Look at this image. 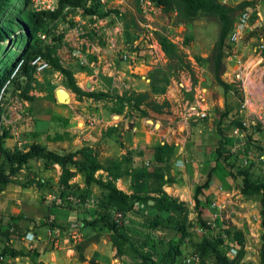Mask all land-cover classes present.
Wrapping results in <instances>:
<instances>
[{
	"label": "rangeland",
	"instance_id": "374dc122",
	"mask_svg": "<svg viewBox=\"0 0 264 264\" xmlns=\"http://www.w3.org/2000/svg\"><path fill=\"white\" fill-rule=\"evenodd\" d=\"M218 1L228 7L251 2L248 6L253 12L240 41L237 44L227 41L222 79L235 90L227 93L214 77L212 60L221 30L218 18L201 16L181 23L175 4L167 10L152 0L145 7H141V0H106L105 4L101 0L105 10H117L120 14L98 17L103 20L100 30L94 28L95 21L85 15L82 7L66 8L65 20L49 26L39 38L44 43H53V35L64 34L58 51L63 65L75 72L82 90L106 92L112 99H79L69 90L73 100L59 102L57 90L67 89L64 77L52 73L50 65L40 71L36 64L35 89L30 92L34 100L10 94L0 133L11 129L4 147L12 151L28 150L35 143L59 153L88 148L92 158L106 166L110 161L122 160L130 150L142 151V156L135 155L133 162L123 167L133 174L155 170V145H176L172 167L166 174V179L172 178V182L164 186V191L186 209L181 216L173 214L193 234L183 249L184 255L199 254L194 244L210 235L199 224L194 196L197 186L214 168V181L201 196L202 219L213 228L219 223L243 230L247 251L244 262L259 264L264 233L260 223V195L242 192L243 178L238 170L249 169L254 181H264L261 160L264 153L261 150L264 147V0ZM58 6L59 0H32L33 10L38 12L55 10ZM242 10L235 13V21ZM90 33H96L94 39L89 37ZM158 34L167 36L178 46L182 66L163 52L157 41ZM99 37L105 46H101ZM132 39L133 47L128 42ZM7 45L11 46V40ZM153 72L168 76L167 92L163 95L151 91ZM161 85L165 83L161 81ZM139 93L149 95L142 105L148 112L144 118L121 100ZM166 100L171 106L162 113L149 105L151 102L163 104ZM110 127L117 131L106 137L104 134ZM220 143H225L228 151L240 149L230 160L236 177H232L224 161L218 158ZM75 159L84 162L87 158L77 155ZM70 167L76 176L69 186H64L60 183L63 172L60 165L45 169L41 161L33 160L15 178V183L0 191V217L5 221L9 217L21 218L19 230L0 229V252L13 248L23 253L17 258L1 257L2 264H89L90 260L99 264L134 263L130 249L125 251V256L117 255L108 229L83 228L84 220L91 219V213L100 210L102 191L97 185L87 186L85 172ZM133 174L118 180L117 187L132 194L134 187L143 181H135ZM96 177L108 179L104 171H98ZM136 206L139 209L144 205ZM154 212L149 208L146 213L154 215ZM214 218L218 222L210 224ZM114 220L128 225V219L121 213L115 214ZM177 229L169 223L154 232L158 255L167 253L170 243L180 239ZM147 234L145 230L143 240ZM81 243H86L85 262L80 260L78 252ZM143 251L152 252V249ZM229 254L233 258L237 252ZM158 255L154 260L157 261ZM181 262L185 264V259Z\"/></svg>",
	"mask_w": 264,
	"mask_h": 264
},
{
	"label": "trees",
	"instance_id": "16d2710c",
	"mask_svg": "<svg viewBox=\"0 0 264 264\" xmlns=\"http://www.w3.org/2000/svg\"><path fill=\"white\" fill-rule=\"evenodd\" d=\"M157 6H162L165 9H170L173 4L176 5L181 23H188L198 17H216L221 22V30L219 40L215 48L213 56L214 77L217 83L222 86L227 93L235 90L233 85L223 81L222 73L224 69V58L227 41L233 32L237 19L235 21V13L239 9H246L251 2H245L237 7H228L218 0H152ZM90 3V5H88ZM84 9L86 16H97L106 18L111 13L120 14L117 10H105V6L101 0H59V6L55 10L34 11L32 8V0H0V125L3 122L5 114V103L8 102L10 94H17L20 98L28 101L34 100L30 92L35 89L37 67L32 64L34 59L42 56L50 65L52 73H59L64 77L65 86L79 99L89 98L94 101H102L112 99L106 92H85L81 89L75 79V72L63 65L58 54L64 41V34L53 35V43H44L39 36L44 33L49 26L59 20H65L67 13L66 8ZM243 11V10H242ZM240 15V14H239ZM239 17V16H238ZM252 21V18H251ZM250 21V22H251ZM74 25V23H72ZM51 34V32H49ZM96 33H90L89 37L94 39ZM128 37L130 35L128 34ZM99 37L101 46H105V42ZM11 40V46L7 43ZM157 41L163 52L172 60H176L179 66L183 65L182 56L179 48L167 36L158 34ZM130 45L133 47L134 40H130ZM264 56V55H263ZM198 62H202L200 57H197ZM152 82L150 84L151 91L156 95H163L167 92L169 81L168 76L153 72L151 74ZM161 81L165 85H161ZM243 98V94L240 93ZM149 95L147 93H139L130 95L121 100L127 102L130 107L139 112L140 117L148 116V112L142 108V105L147 102ZM149 105L155 112L162 113L164 109L170 108L169 101L163 104L151 102ZM229 114L225 113L224 117ZM117 128L110 127L104 134L106 137L115 134ZM11 135V129H4L0 133V191H3L7 186L15 183V178L30 164L31 161H41L45 169H50L54 165H60L63 169L60 183L64 186H69V182L76 176V172L71 170L70 166L76 168L77 171L85 172L86 184L89 187L97 185L102 191L100 198V210L91 213V219H85L83 228H95L101 226V229H108L111 232V241L117 250L119 257L125 256V251L130 249L134 259L133 264H182L181 260L188 255H184V247L187 245V240L192 239V233L186 227L185 222L182 224L175 220L173 214L181 216L186 211L184 204L177 199L169 196L164 191V186L172 182V178L166 179V174L172 167L174 157L177 152V146L168 143H158L154 146L153 163L155 170L153 172L139 171L129 173L123 167L130 164L134 160L135 155H143L142 151L130 150L122 160L110 161L105 165L97 159L92 158L88 148H82L73 152L59 153L49 150L47 147L35 143L28 150L12 151L4 147L5 140ZM264 147H261V150ZM237 151H228L225 143H220L217 149L219 160L224 161L228 167L232 177H236L234 172L235 166L230 162L233 155L238 154ZM77 155H82L87 159L84 162L77 161ZM264 155V153H263ZM214 168L208 174L206 180L197 186L194 196L195 208L198 214L199 224L204 231L210 233L209 236H204L203 239L194 244L196 252L200 256L199 264H246L244 262L247 255L245 249L246 237L245 232L233 227H225L224 224H216L212 227L207 224L208 221L203 220L204 205L201 202V196L204 190L208 189L214 181ZM104 171L107 173L108 179L97 178L96 173ZM239 175L243 178L242 192L244 194H259L260 195V217L261 226L264 229V181H254L249 169H239ZM133 174L135 181L143 180L137 188L134 187L132 194H128L117 187V181ZM152 182V183H151ZM154 193L156 196H152ZM150 201L154 204L150 205ZM137 204H143V207ZM151 208L154 215L147 214V210ZM146 211V212H145ZM121 213L128 219V225H120L114 220V215ZM168 214V218L165 215ZM171 216L174 217L173 221ZM20 217H9L7 221L0 217V229L4 227L19 230ZM216 223L218 220H215ZM172 224V227H177V231L181 234L180 239L170 243V248L167 253L158 255V246L154 232L162 227ZM148 234L144 237V231ZM130 231V232H129ZM134 232V235L129 236V233ZM216 232V234H212ZM137 235V238H136ZM86 243L78 247L80 260L87 261L84 256ZM152 249V252H144L143 249ZM235 249L237 254L231 258L229 253ZM23 253L13 248H5L0 252V258L10 256L17 258ZM155 255H158L157 261L154 260ZM0 264L2 261L0 259ZM44 264V263H41ZM89 264H99L95 260H90ZM264 264V233L262 234V246L260 250V263Z\"/></svg>",
	"mask_w": 264,
	"mask_h": 264
},
{
	"label": "built area",
	"instance_id": "2783aa9c",
	"mask_svg": "<svg viewBox=\"0 0 264 264\" xmlns=\"http://www.w3.org/2000/svg\"><path fill=\"white\" fill-rule=\"evenodd\" d=\"M227 1V0H225ZM102 3L105 4L106 0H102ZM149 0H141L140 5L141 7H145V5L149 4ZM54 10V9H52ZM252 10L250 7H247L246 9H244L238 19V22L233 30V32L230 35V42L232 44H237L240 39L243 37V35L245 34V32L248 30V26L250 24L251 18H252ZM92 19L95 21L93 26L96 30H100V26H103V20H99L98 17L95 15L92 17ZM39 65V69L40 71H44L45 69L49 68V64L45 61H43L42 57H38L34 62L33 65ZM261 160L264 161V155L261 156ZM213 207H215V203L212 204ZM218 215H215V217L217 218ZM216 218H214L213 221H209V223H213L215 222ZM232 253H236L235 249L231 250ZM230 255V254H229ZM231 257V255H230ZM200 256L198 254H189L186 258H185V264H199L200 263Z\"/></svg>",
	"mask_w": 264,
	"mask_h": 264
},
{
	"label": "bare ground",
	"instance_id": "6f19581e",
	"mask_svg": "<svg viewBox=\"0 0 264 264\" xmlns=\"http://www.w3.org/2000/svg\"><path fill=\"white\" fill-rule=\"evenodd\" d=\"M57 93L60 95V102L67 103L70 101L71 98V92L65 88H60L57 90ZM73 100V97L71 98Z\"/></svg>",
	"mask_w": 264,
	"mask_h": 264
},
{
	"label": "water",
	"instance_id": "95a60500",
	"mask_svg": "<svg viewBox=\"0 0 264 264\" xmlns=\"http://www.w3.org/2000/svg\"><path fill=\"white\" fill-rule=\"evenodd\" d=\"M90 87V86H89ZM57 99H58V101L60 102V95H59V93H57ZM154 204V202L153 201H150V205H153Z\"/></svg>",
	"mask_w": 264,
	"mask_h": 264
}]
</instances>
